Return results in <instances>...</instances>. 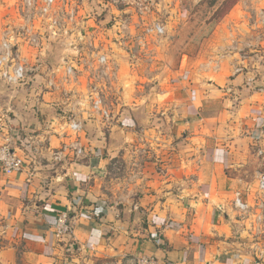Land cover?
<instances>
[{"label": "crops", "instance_id": "1", "mask_svg": "<svg viewBox=\"0 0 264 264\" xmlns=\"http://www.w3.org/2000/svg\"><path fill=\"white\" fill-rule=\"evenodd\" d=\"M245 5L259 8L264 6V0H247L238 10L242 11ZM259 67L251 66L231 78L234 84L247 80L241 89L229 87L221 91L215 85L209 88V81L201 78L199 82L193 80V84L188 79L181 80L170 91V102H164L171 109V116L167 117L174 122L186 119V123H179L183 127L206 122V107L214 102H247L243 106L253 111L260 106L264 112V104L256 99L257 95L264 97V87L258 86L260 78H256L264 75V65ZM8 101L0 98V114L7 115L17 130L33 133L41 129L36 139H47L45 128L53 114L49 116L46 109L51 107L55 113L54 102L34 103L32 108L38 105L40 116L30 106L24 111L19 109L20 102ZM133 106V114L144 107ZM128 108L120 117L123 133L114 132L118 125L108 137L96 131L88 138L92 144L85 148L83 161H38L41 155L52 157L53 148L68 141L51 137L50 147L42 143L41 154L33 155L35 164L29 166V174L6 176L0 172V264H108L124 255L155 257L156 264L253 263V236L247 237L245 219L237 216L233 206L234 190L243 189L242 179L232 173L239 165L222 162L223 155L239 152L234 147L237 140L229 142L228 148L212 130L211 135L218 140L214 146L201 127L198 133L186 135L193 143H208L203 149L202 145L191 144L190 150H203L202 160L199 165L194 162L180 168L186 176H138L136 184L121 182L124 186L119 191L109 162L117 155V149L127 150L132 132L125 124L146 121L139 114L129 121ZM8 133L4 128L0 143L10 137ZM117 136L119 142L115 140ZM191 172L198 175L196 180L191 179ZM134 189L142 191L136 198L129 196ZM67 208L73 210L74 236L60 240L54 234V224L57 214ZM141 217H146L148 224L138 223ZM128 218L136 223L128 222Z\"/></svg>", "mask_w": 264, "mask_h": 264}, {"label": "rangeland", "instance_id": "2", "mask_svg": "<svg viewBox=\"0 0 264 264\" xmlns=\"http://www.w3.org/2000/svg\"><path fill=\"white\" fill-rule=\"evenodd\" d=\"M246 1L158 0V5L152 13L155 16L152 19H159L164 24L165 34L152 39L147 46V51L137 52V60L135 57L131 59L126 56L120 49L115 50L114 56L121 66L122 78V91L115 107L118 112L117 118L120 121L125 109L129 107L131 112L126 113L129 121L136 114L146 120L145 123H141L142 125L135 124L133 121L128 125L124 122L132 132L128 139L127 150L123 148L120 149L122 150L120 152L117 149V155L111 157L109 162L112 167L111 177L118 186L117 190L123 189L124 185H121V182L136 184L135 179L138 176L148 175L147 177L151 178V175L156 173L164 176L169 175L174 179L186 176L184 171H180V168L185 169L194 162L195 165H199L202 160L200 153L203 151L190 150L191 144L197 145L200 142L193 143L192 139H186V135L198 133L202 127L201 130L208 132V138H211L210 141L214 146L218 140L211 135L212 130L228 148H230L229 142L237 140L234 147L239 152L223 155L222 162L239 165L238 169H232L233 175L242 179L240 182L243 189L239 190L243 191L244 197L251 205L258 204L260 200L258 179L264 172V157L258 155V150L264 142V112L261 107L259 106L257 111H253L251 107L243 106L247 102H214L212 106L206 107L205 113L208 115V121L191 123L188 127H183L179 123H186L187 120L180 118L174 122L175 120L169 119L167 116H171L168 115L171 109L167 107V103H164L170 102L169 100L172 98L170 91L173 87L180 85V81L183 79H188L193 84V80L199 82L201 78L209 81L207 85L209 88L215 85L221 91L229 87L241 89L247 80L243 79L234 84L230 82L231 78L246 72L251 66L260 68V64L264 65V6L254 8L245 5L244 9L239 11L240 6ZM86 5L87 10L92 12L93 18L101 20L104 26L111 25L110 22L115 18L113 16L117 13L116 10L109 11L103 6L101 0H87ZM20 22L14 1L0 0V28L16 30ZM90 30L92 28L88 29V31ZM101 31H104V28ZM40 32L45 35L44 55L48 65L58 67L60 59L65 55L66 46L63 39L50 38L48 31L44 29ZM110 36L112 39L109 40L112 41L113 48L122 44L118 39H115L118 42L114 43L113 32ZM104 38H108V36H103ZM26 43L27 40H23L21 44L26 45ZM104 44H108L107 41H104ZM22 48L25 49L24 53L27 56H31L30 60L34 61V52L30 47L26 45ZM28 50L32 54L28 53ZM118 55L122 56L118 57ZM252 56L256 57L253 59ZM158 71L160 74H157ZM258 77L260 78L258 86L264 87V75L258 74L256 78L258 79ZM42 90L43 80L40 76H31L26 82H21L18 85H12L0 79L1 101L20 102L19 109L24 111H28V106L32 108V105L38 104L39 101L62 102V98L58 94H44ZM76 92L79 94L74 102H85L84 105H80V108L86 109L88 101L83 100L84 94H87L84 86H78ZM256 99L264 104V97L259 98L257 95ZM134 104L144 105V107L133 114V107H136L133 106ZM33 108L35 113L40 115L41 110ZM46 110L49 116L56 115V112L52 113L51 107ZM82 116L87 118L88 114L83 112ZM188 117L193 118L192 114ZM99 121L101 120L98 118L87 120V126L80 138L85 148L91 146L92 143L88 138L96 131H100V135L103 137L109 136L110 132H106L104 125ZM120 122L116 128L114 127V132L123 133L120 128L123 121ZM204 126L206 129H203ZM39 131L41 132V129L34 130L33 133L36 135ZM115 140L119 142V136L115 137ZM36 141L39 145L43 143L50 147L48 139L42 141L36 139ZM207 144L205 140L202 141V149ZM53 145L56 146V144ZM51 156L41 155L38 161L51 164L55 162L53 153ZM69 158H74L73 161L76 160V156L72 154L66 157L67 160H70ZM78 159L84 160L82 157ZM63 161L65 162V160ZM34 164L35 162L31 161V165ZM190 174L192 180L197 179L196 173L191 172ZM141 192L134 189L129 196L134 195L136 198ZM132 204L129 203V205ZM237 216L245 219L244 225L249 231L247 237L250 238L253 235L257 237L259 234L264 237V221L258 223L252 214L240 215L237 213ZM144 218L141 217L140 220H137L138 223L148 224L147 218ZM129 221L133 224L136 223L135 219L128 218ZM259 226L263 229L261 232H257ZM252 260V264H264V261H260L264 259L252 257Z\"/></svg>", "mask_w": 264, "mask_h": 264}, {"label": "built area", "instance_id": "3", "mask_svg": "<svg viewBox=\"0 0 264 264\" xmlns=\"http://www.w3.org/2000/svg\"><path fill=\"white\" fill-rule=\"evenodd\" d=\"M12 1L21 22L16 30L0 28V79L18 85L31 76H40L43 80L42 92L58 94L62 98V102H54L56 115H53L45 128L50 144L51 137L68 139L53 148V158L55 162L66 159L69 154L80 158L85 153L80 138L89 118L101 120L99 122L104 125L106 132L120 122L115 107L122 91V78L121 66L114 56L115 50L120 49L126 56L131 59L135 57L137 60V52L147 51L150 41L166 32L159 19H152L158 0H101L106 9L117 11L108 27L101 20L92 17V12L87 10V0ZM102 28L104 31H101ZM42 29L48 31L50 38H62L66 46L65 55L60 59L58 67L49 66L46 61L45 35L40 32ZM112 32L113 39L122 43L116 48H113V43L109 40L112 39ZM103 36L108 38L103 39ZM23 40H27L26 45L34 52V61L24 53L26 51L22 47L26 45L21 44ZM104 41L108 44H104ZM28 53L32 54L29 50ZM80 85L87 92L83 99L88 101L86 109L80 108L85 102H74L79 94L76 92L77 87ZM35 107L40 111L38 105ZM83 112L88 114L87 118L82 116ZM13 124L7 115L0 114V133L7 128L10 136L0 143V172L6 176L23 172L29 174L33 155L41 150L35 133L23 135ZM258 155L264 157V142ZM258 191L260 200L255 206L244 197L242 190L234 191L233 206L238 214H252L261 223L264 221V172L258 179ZM73 227V210H61L54 224L56 238H73ZM262 230L261 226L257 228V232ZM253 239L255 246L252 257L264 259L263 235H253ZM108 264H156V258L124 255Z\"/></svg>", "mask_w": 264, "mask_h": 264}]
</instances>
